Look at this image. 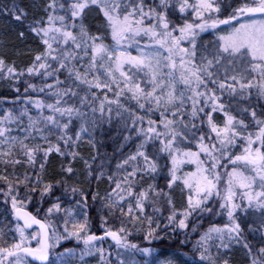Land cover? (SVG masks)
Segmentation results:
<instances>
[{
  "label": "snow or ice",
  "instance_id": "6c2138e0",
  "mask_svg": "<svg viewBox=\"0 0 264 264\" xmlns=\"http://www.w3.org/2000/svg\"><path fill=\"white\" fill-rule=\"evenodd\" d=\"M0 15L38 41L28 63L0 54V264H264V0Z\"/></svg>",
  "mask_w": 264,
  "mask_h": 264
},
{
  "label": "trees",
  "instance_id": "16d2710c",
  "mask_svg": "<svg viewBox=\"0 0 264 264\" xmlns=\"http://www.w3.org/2000/svg\"><path fill=\"white\" fill-rule=\"evenodd\" d=\"M8 0H0V4H5L7 3ZM24 3L32 5L34 3V0H23ZM39 4L43 3V0H38ZM17 27H19L18 25H16L13 21L12 18L10 16L8 17H4L2 15H0V39H7L9 41V46L8 47H4L3 44H0V54H4L6 56V58H11L16 60V62L18 64H24V63H28V56L26 55L27 49L28 48H32L35 49L36 47H38V41L35 39H28L26 41H24L23 43H21L18 40H15V37L12 35H9L7 37L4 36L5 32H9V31H14ZM21 30H26V26L22 27ZM94 30V29H93ZM212 38L214 39L215 37L212 36L210 37L208 34H205V39H209ZM63 79V77H61ZM3 97H8L9 99L11 98V92L10 89L8 87V85L4 82V81H0V98ZM115 148V145L111 144V142H106V146L102 149V152H107L108 154L111 155V153L113 152ZM89 152V149L85 146L84 147V154L87 155ZM55 163V162H54ZM112 170H115V166L113 163L112 166ZM159 184L161 187L164 186V181L160 180ZM100 190L103 191L104 189H106L108 187V184L105 183H101L99 185ZM175 195L177 196V198H179V193H175ZM4 205L2 202H0V219H2L3 217V212H4ZM92 215H95V213H92ZM215 219L217 222H224L226 220L225 217H215L213 218ZM205 227L207 226V220L205 222ZM93 230L97 231L99 233L100 229L98 228L97 225H93ZM249 240L253 243L258 242L259 237H252L249 236L248 237ZM134 239L137 242H141V238L138 234H136L134 236ZM108 243H111V241H109ZM146 243V242H145ZM172 243L171 240H165L163 243H161L160 241H156L153 244V247H155L159 252L162 253H169L170 252V247L169 245ZM69 247H73L75 246V243H71L68 245ZM108 244H105V247H107ZM165 257L161 256L160 259L163 260ZM233 261L234 264H246V259H245V255L242 249L240 248H236L234 249L233 252Z\"/></svg>",
  "mask_w": 264,
  "mask_h": 264
},
{
  "label": "rangeland",
  "instance_id": "374dc122",
  "mask_svg": "<svg viewBox=\"0 0 264 264\" xmlns=\"http://www.w3.org/2000/svg\"><path fill=\"white\" fill-rule=\"evenodd\" d=\"M135 54V53H134ZM89 264H96L95 259H90Z\"/></svg>",
  "mask_w": 264,
  "mask_h": 264
}]
</instances>
